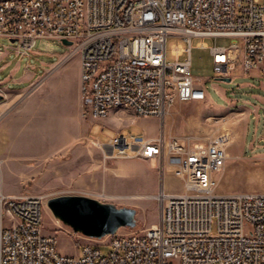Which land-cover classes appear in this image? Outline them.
I'll return each mask as SVG.
<instances>
[{
    "label": "built area",
    "instance_id": "built-area-1",
    "mask_svg": "<svg viewBox=\"0 0 264 264\" xmlns=\"http://www.w3.org/2000/svg\"><path fill=\"white\" fill-rule=\"evenodd\" d=\"M170 36L187 44L174 47L173 61ZM0 37L15 40L23 56L41 38L70 41L87 118L125 104L140 118L164 119L178 103L205 101L204 84L191 73L194 38L236 40L210 48L221 77L239 68L264 77V0H0ZM231 143L228 132L198 142L138 131L97 142L107 159L172 168L184 190L160 189L157 225L84 244L79 256L62 253L57 237L44 232L41 197L0 191V264H264V192L218 191Z\"/></svg>",
    "mask_w": 264,
    "mask_h": 264
},
{
    "label": "rangeland",
    "instance_id": "rangeland-1",
    "mask_svg": "<svg viewBox=\"0 0 264 264\" xmlns=\"http://www.w3.org/2000/svg\"><path fill=\"white\" fill-rule=\"evenodd\" d=\"M235 41H192L191 73L203 82L208 100L178 103L164 119L140 118L124 110H112L107 117L94 119L83 115L80 56L72 54L74 47L45 37L37 41L30 56H23L16 51L17 42L0 39V50L8 53L11 64L0 78L11 67L16 69V78L26 73L36 75L30 83L12 84L18 92L0 94V191L12 197H41L45 203L44 232L55 235L59 250L73 256L80 255L84 244L98 245L100 241L75 233L56 218L47 205L50 199L84 196L118 209H132L135 225L118 230L130 234L158 224L160 203L156 196L161 188L184 190L175 171L155 160L105 158L97 142L106 143L115 134L138 131L157 138L164 133L205 142L228 132L232 143L226 166L217 174L218 191L264 192V101L257 97H264V78L218 81L222 77L210 52L212 46L227 47ZM186 45L181 38L170 36L167 59H175L174 47ZM231 101L234 108L253 111V116L242 109L230 111L226 106ZM98 248L104 254L110 252L107 244Z\"/></svg>",
    "mask_w": 264,
    "mask_h": 264
},
{
    "label": "water",
    "instance_id": "water-1",
    "mask_svg": "<svg viewBox=\"0 0 264 264\" xmlns=\"http://www.w3.org/2000/svg\"><path fill=\"white\" fill-rule=\"evenodd\" d=\"M62 42L68 46L72 44L67 40ZM217 80L230 82L231 79L222 77ZM2 99L3 96L0 95V100ZM47 205L54 216L71 227L75 233L93 239H101L116 233L121 227L135 225L134 210L118 209L111 204H104L84 196H61L50 199Z\"/></svg>",
    "mask_w": 264,
    "mask_h": 264
},
{
    "label": "crops",
    "instance_id": "crops-1",
    "mask_svg": "<svg viewBox=\"0 0 264 264\" xmlns=\"http://www.w3.org/2000/svg\"><path fill=\"white\" fill-rule=\"evenodd\" d=\"M0 39H3V37H0ZM7 55H8L7 52L4 53V52H2L0 50V74L4 73L5 71H7L9 69V67L11 66ZM15 73H16V69L11 67L9 72H7V74H5L3 78H0V94H2V93L3 94H8V93L18 92L19 90L12 88V86H11L12 84H21V83H26L28 81L30 83L36 77V75L34 73H26L25 76H21L19 78H16ZM235 77H237V78H239V77H246V78L250 77V78H253V79L254 78H259V79L260 78H264L263 76H260L258 72H252L249 75H246V74H244L242 72L241 68L233 71L229 77H225V78H230L231 79L230 82H231L233 80V78H235ZM252 86H254V85H252ZM261 87L264 89V84ZM21 90H23V89H21ZM257 97H259L260 99H262L264 101V97H261L260 95H257ZM206 100H208V99H206ZM233 103L234 102L231 101L230 104L226 106V107H229L230 111H235L236 109H242L244 111V113H246L249 117L253 116L254 112L251 111L250 109H248V108H238V107L234 108L232 106ZM148 138H155V137L152 136V137H148ZM254 149H255V147H254ZM244 151H245V149H244Z\"/></svg>",
    "mask_w": 264,
    "mask_h": 264
},
{
    "label": "bare ground",
    "instance_id": "bare-ground-1",
    "mask_svg": "<svg viewBox=\"0 0 264 264\" xmlns=\"http://www.w3.org/2000/svg\"><path fill=\"white\" fill-rule=\"evenodd\" d=\"M115 110H124L125 111V104H117V105H115Z\"/></svg>",
    "mask_w": 264,
    "mask_h": 264
}]
</instances>
